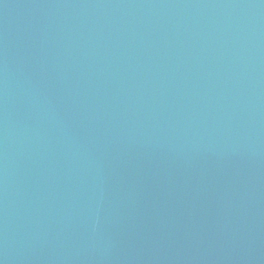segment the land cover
<instances>
[{"label":"water","instance_id":"water-1","mask_svg":"<svg viewBox=\"0 0 264 264\" xmlns=\"http://www.w3.org/2000/svg\"><path fill=\"white\" fill-rule=\"evenodd\" d=\"M0 264H264V0H0Z\"/></svg>","mask_w":264,"mask_h":264}]
</instances>
